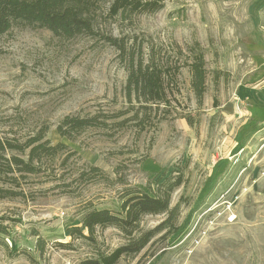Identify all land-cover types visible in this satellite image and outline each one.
Segmentation results:
<instances>
[{
	"label": "rangeland",
	"instance_id": "rangeland-1",
	"mask_svg": "<svg viewBox=\"0 0 264 264\" xmlns=\"http://www.w3.org/2000/svg\"><path fill=\"white\" fill-rule=\"evenodd\" d=\"M140 1L163 8L119 20L112 16L114 0H87L93 37L59 40L35 27L0 37V135L23 139L46 125V138L66 146L43 159L37 175L0 178L2 190L19 193L0 195L7 232L0 234V264L111 256L125 244L120 229L99 226L94 241L73 237L78 213L91 203L117 214L123 190L150 193L157 174L181 178L171 194V207L180 204L179 231L114 264H264V0ZM109 34L146 38L169 57L161 100L142 127L88 129L73 141L62 139L56 125L66 115L126 107L125 71L100 38ZM196 43L206 70L201 102L190 79L188 48ZM90 166L105 179L82 177ZM165 217L145 215L139 228H154Z\"/></svg>",
	"mask_w": 264,
	"mask_h": 264
},
{
	"label": "trees",
	"instance_id": "trees-1",
	"mask_svg": "<svg viewBox=\"0 0 264 264\" xmlns=\"http://www.w3.org/2000/svg\"><path fill=\"white\" fill-rule=\"evenodd\" d=\"M87 0H0V37L14 27L41 28L51 32L59 40H72L79 35H95ZM112 16L119 20L129 19L137 12L155 13L162 5H146L140 0H114L111 5ZM100 38L116 52V60L125 71L123 96L125 109L116 113L96 112L93 115H66L57 125L60 138L73 141L82 131L88 129L108 130L111 126L117 130L127 124L144 126L151 114V108L161 100V77L168 67V56L146 38L135 36H108ZM190 53L191 87L199 102L202 101L205 88L204 54L199 45L188 48ZM167 59V60H166ZM192 125L189 117H184ZM49 127L41 125L32 135L10 137L0 135V178L9 182L24 180L26 176L37 175L42 169L43 159L53 158L66 150L61 143L52 144L46 135ZM81 176L92 179L105 175L98 167L90 166ZM149 184V192L127 187L121 194L119 213L108 209H96L91 203L78 213L80 227H73L69 234L83 240L94 241L96 228L110 226L119 228L125 237V244L117 248L111 256H98L80 264H114L116 257L135 256L147 247L153 239L160 236L166 239L179 231L177 220L180 216V204L171 207V194L180 186L179 174L171 177L156 175ZM18 195L12 190H2V197ZM166 214L164 220L151 229L142 230L140 222L145 215ZM0 234L7 235L5 227L0 225ZM38 237V234H35ZM43 239L37 238L36 246L44 249Z\"/></svg>",
	"mask_w": 264,
	"mask_h": 264
}]
</instances>
